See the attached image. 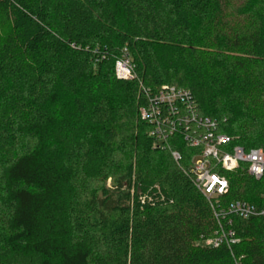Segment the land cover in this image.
<instances>
[{
  "label": "trees",
  "instance_id": "16d2710c",
  "mask_svg": "<svg viewBox=\"0 0 264 264\" xmlns=\"http://www.w3.org/2000/svg\"><path fill=\"white\" fill-rule=\"evenodd\" d=\"M238 1L0 0V264H264L261 218L197 244L219 228L185 172L199 150L155 147L140 116L144 90L176 86L264 149V0ZM226 177L223 205L264 208V176Z\"/></svg>",
  "mask_w": 264,
  "mask_h": 264
},
{
  "label": "built area",
  "instance_id": "2783aa9c",
  "mask_svg": "<svg viewBox=\"0 0 264 264\" xmlns=\"http://www.w3.org/2000/svg\"><path fill=\"white\" fill-rule=\"evenodd\" d=\"M115 72L121 80L134 78V64L127 49L117 60ZM144 92L149 100L140 108V116L151 126L148 135L154 140V146L167 149L168 140L180 134L188 147L199 150L185 172L193 177L196 188L209 201L219 228L214 237L201 239L197 244L207 248L237 244L240 240L230 229L233 218L264 220V208L240 200L223 205L222 199L230 187L226 173L245 167L250 177L262 179L264 150L254 148L246 151L240 146H232L231 139L220 131L216 119L199 115L197 103L187 89L164 86L154 95ZM171 154L179 163L180 153L173 151Z\"/></svg>",
  "mask_w": 264,
  "mask_h": 264
},
{
  "label": "rangeland",
  "instance_id": "374dc122",
  "mask_svg": "<svg viewBox=\"0 0 264 264\" xmlns=\"http://www.w3.org/2000/svg\"><path fill=\"white\" fill-rule=\"evenodd\" d=\"M236 1L238 2V4H237V2H236ZM233 5H234V6H236V5L238 6V5H240V3H239V1H238V0H233ZM263 150H264V149H263ZM106 184H107V186H109V184H110V179H109V180H107Z\"/></svg>",
  "mask_w": 264,
  "mask_h": 264
}]
</instances>
